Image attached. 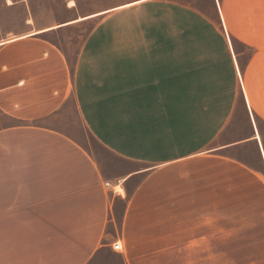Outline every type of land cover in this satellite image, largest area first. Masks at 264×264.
<instances>
[{
	"label": "crops",
	"instance_id": "crops-1",
	"mask_svg": "<svg viewBox=\"0 0 264 264\" xmlns=\"http://www.w3.org/2000/svg\"><path fill=\"white\" fill-rule=\"evenodd\" d=\"M212 4L198 40L94 27L74 60L64 34L113 9L0 37V264H264L240 220L264 210V0Z\"/></svg>",
	"mask_w": 264,
	"mask_h": 264
},
{
	"label": "rangeland",
	"instance_id": "rangeland-1",
	"mask_svg": "<svg viewBox=\"0 0 264 264\" xmlns=\"http://www.w3.org/2000/svg\"><path fill=\"white\" fill-rule=\"evenodd\" d=\"M9 1L15 5H10ZM175 3L169 0H0V37H5L11 32L34 30L77 16L113 9L110 13L99 15L82 24L80 28H74L64 34L63 40L67 42V51L73 60L78 48L94 27L97 28L95 40L100 42L118 40L123 34L127 35L129 41L198 40L201 11H210L212 0H175ZM75 4L73 9L69 8ZM126 4L129 5L124 6ZM169 14H172V19ZM26 18L32 19L33 24L28 26L25 23ZM185 24L191 26V32H184ZM70 104L69 117L64 116L61 121L63 124L72 121L74 127L67 129L75 137L85 139L92 149L101 151L97 142L85 132L81 119L76 117L75 109H72V102ZM8 123L11 121L0 114V126ZM261 125L264 136V124ZM244 153L247 158L251 157L249 163L259 164L255 145L245 149ZM257 189L258 198L254 204H264L263 190L260 187ZM240 220H264V210H241ZM104 264H121V258L108 256Z\"/></svg>",
	"mask_w": 264,
	"mask_h": 264
},
{
	"label": "built area",
	"instance_id": "built-area-1",
	"mask_svg": "<svg viewBox=\"0 0 264 264\" xmlns=\"http://www.w3.org/2000/svg\"><path fill=\"white\" fill-rule=\"evenodd\" d=\"M105 185H106L107 187H110V186H111L110 182H106ZM113 249H114V250H117V251L122 250V244H121V242H120V241L115 242V243L113 244Z\"/></svg>",
	"mask_w": 264,
	"mask_h": 264
},
{
	"label": "bare ground",
	"instance_id": "bare-ground-1",
	"mask_svg": "<svg viewBox=\"0 0 264 264\" xmlns=\"http://www.w3.org/2000/svg\"><path fill=\"white\" fill-rule=\"evenodd\" d=\"M9 3H11V1H9ZM80 19H82V18H80Z\"/></svg>",
	"mask_w": 264,
	"mask_h": 264
}]
</instances>
